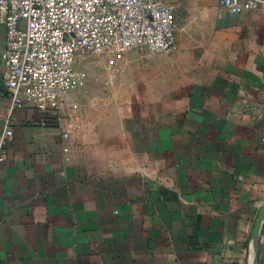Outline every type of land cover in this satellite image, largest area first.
I'll return each instance as SVG.
<instances>
[{"label": "crops", "instance_id": "obj_1", "mask_svg": "<svg viewBox=\"0 0 264 264\" xmlns=\"http://www.w3.org/2000/svg\"><path fill=\"white\" fill-rule=\"evenodd\" d=\"M162 1L174 51L111 55L109 78L88 72L60 122L56 110L13 109L0 264H264V219L252 249L264 206V6ZM5 33L0 21V47ZM2 73L0 60V133Z\"/></svg>", "mask_w": 264, "mask_h": 264}, {"label": "built area", "instance_id": "obj_2", "mask_svg": "<svg viewBox=\"0 0 264 264\" xmlns=\"http://www.w3.org/2000/svg\"><path fill=\"white\" fill-rule=\"evenodd\" d=\"M219 3L231 12L264 6V0ZM0 21L6 25L0 47L1 86L9 98L0 158L13 134L14 108L32 105L42 111L56 110L60 122L66 94L88 78L87 68L77 64L87 53L111 56L134 46L172 52L177 47L175 13L162 0H0ZM70 117L73 121L77 116ZM74 126H63L62 134L68 135Z\"/></svg>", "mask_w": 264, "mask_h": 264}, {"label": "rangeland", "instance_id": "obj_3", "mask_svg": "<svg viewBox=\"0 0 264 264\" xmlns=\"http://www.w3.org/2000/svg\"><path fill=\"white\" fill-rule=\"evenodd\" d=\"M136 48L132 47L131 49ZM145 51H149L147 48H143ZM111 56L106 52H100V51H91L87 53L83 59L77 63L78 65H84L88 72H89V78L93 80V83H100L101 80H104V78H109V75L104 72L105 66L108 67V70H110V64L111 63ZM112 72V70H110ZM111 78V76H110ZM107 89V86H104V90Z\"/></svg>", "mask_w": 264, "mask_h": 264}, {"label": "water", "instance_id": "obj_4", "mask_svg": "<svg viewBox=\"0 0 264 264\" xmlns=\"http://www.w3.org/2000/svg\"><path fill=\"white\" fill-rule=\"evenodd\" d=\"M263 219H264V206L259 211V213L256 217V220H255V225H254V229H253V233H252V249H253V252L255 251V247L257 245L258 234H259Z\"/></svg>", "mask_w": 264, "mask_h": 264}]
</instances>
